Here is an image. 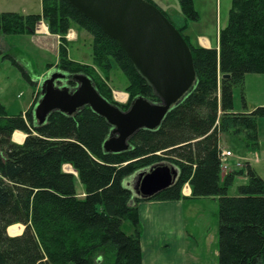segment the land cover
Listing matches in <instances>:
<instances>
[{"label":"trees","instance_id":"trees-1","mask_svg":"<svg viewBox=\"0 0 264 264\" xmlns=\"http://www.w3.org/2000/svg\"><path fill=\"white\" fill-rule=\"evenodd\" d=\"M41 1L40 14L0 13V34L33 36L45 22L49 33L60 37L57 71L88 77L104 98L124 111L140 97L161 102L100 27L66 0ZM177 1L183 27L162 12L190 47L197 85L158 129L137 132L130 150L105 152L112 127L88 107L74 115L55 112L39 125L34 108L40 92L25 114L9 116L0 102V264H142L139 204L182 200L186 184L194 198L218 200V264H264V179L246 163L244 170L225 175L221 183L219 157L221 134L241 138L247 149L259 145L264 107L235 113L234 90L244 89L247 75H264V0H232L219 50L195 45L185 35L188 23L198 22L200 16L195 0ZM74 26L93 38L91 66L69 58L67 35ZM7 58L35 85L17 61ZM113 62L129 83L126 105L113 101L109 88L93 76L95 68L108 74ZM227 74L230 78H223ZM15 131L26 134L22 145L12 142ZM162 163L178 168L176 182L150 200L135 197L133 177ZM67 164L77 176L64 171ZM241 175L247 182L238 186L237 196H229ZM78 184L84 188L82 198ZM125 222L132 233L124 231ZM19 224L24 232L10 237L8 228Z\"/></svg>","mask_w":264,"mask_h":264},{"label":"water","instance_id":"water-1","mask_svg":"<svg viewBox=\"0 0 264 264\" xmlns=\"http://www.w3.org/2000/svg\"><path fill=\"white\" fill-rule=\"evenodd\" d=\"M66 1L117 42L161 102L140 97L124 111L104 98L88 77L55 71L41 83L34 117L41 125L55 112L74 115L88 107L112 127L104 144L105 152H126L137 132L158 129L168 113L195 89L197 75L192 52L164 13L146 0ZM69 82L77 86L72 88ZM178 175V168L166 163L138 172L131 184L135 197L154 198L175 183Z\"/></svg>","mask_w":264,"mask_h":264},{"label":"rangeland","instance_id":"rangeland-1","mask_svg":"<svg viewBox=\"0 0 264 264\" xmlns=\"http://www.w3.org/2000/svg\"><path fill=\"white\" fill-rule=\"evenodd\" d=\"M153 1L154 5L160 10L162 9V6L177 4L176 0ZM231 5L232 0H195V9L201 15V21L197 29L199 30V28H203L205 31L207 30L209 32L212 30V32L215 33L216 26L220 23L222 25L225 19L228 18ZM7 12L19 13L22 15L40 14L42 12V3L41 0H0V13ZM191 23L193 24L197 22H189L185 31L188 30ZM177 26L183 27L184 23L181 26ZM74 27L76 30H82L76 26ZM222 27H224V24ZM43 29V24H39L36 33L38 30ZM70 32L71 31H69L68 34H70ZM41 45L42 42L39 44V39L36 37L32 38V36L28 35L6 36L0 34V101L5 105L10 114H18L26 108L28 101L32 99L35 86L31 85L23 78L19 69L14 66L11 60L7 57H12L25 69L31 81L34 82L35 85H38L36 87H38L39 92H41L42 81L47 79L52 72L57 71V64H55L57 61V55L53 50L55 48L54 44L51 45V49H49L50 53L47 54L43 53ZM92 47L93 38L89 33L84 31L79 42H73L70 44L68 41L69 58L73 61L91 66L93 64ZM48 66V70L52 69L50 72L47 71ZM40 75H43V77L40 78ZM93 76L99 78V80L105 84V87L109 88L113 101L119 103V101L115 99L116 96L120 98L121 95L118 96V93L125 92L129 95L126 91L129 84L128 80L114 62L113 67L108 74H104L100 69L95 68ZM256 78L260 77L250 75L248 77L247 86L245 85L244 89L236 88L234 90L235 111H247L251 113L257 107H264L256 104L259 101H261L260 103H264V94H257L259 89L264 92V77L263 79ZM246 92L248 98L246 97ZM243 97L247 103L246 109L243 107ZM259 127L261 137L264 139V119L259 120ZM221 142H225L226 146L233 152V154L230 151H224L221 149L220 153L230 152L232 158L234 153L244 157L249 152L251 153V158H253V150H257V148L253 150L247 149L241 138L228 134L222 137ZM246 163L248 162L244 160L241 161V166L236 167V169H238L237 172L244 170ZM254 168H257L264 178V168H260L259 165H254ZM229 173H231V170L227 173L222 172L224 175ZM242 182H247L245 175L236 178L234 185L229 189V196H237V188L239 185L243 184ZM77 193L81 198L85 196L84 188L81 184H78ZM185 218L188 223V232L191 234V237L189 238V250L191 251V249H194L192 252L197 253L196 264H218L219 204H215L212 200L198 199L187 201L185 203ZM124 231L126 233L128 232V234L132 233V226L129 222L124 223Z\"/></svg>","mask_w":264,"mask_h":264},{"label":"crops","instance_id":"crops-1","mask_svg":"<svg viewBox=\"0 0 264 264\" xmlns=\"http://www.w3.org/2000/svg\"><path fill=\"white\" fill-rule=\"evenodd\" d=\"M161 10H163L169 18L174 20L177 23V25L181 26L184 23V17L180 11V6H179L178 1H177V4L175 5L162 6ZM199 16H200V20L197 23H193V24L191 23L188 30L185 31V35L195 45H198L200 47L207 48V49L216 48L217 50H219L220 31L227 26L229 16L227 19H225L222 25L220 23L218 24V26H216L215 33L212 32V30H210L211 32L210 33L207 30L205 31L203 28H199V30L197 29L201 21V15L199 14ZM42 24H43L44 29L38 30L36 35L32 36V38L36 37L37 39H39V44L42 42L41 46H42L43 53L45 54L50 53L49 49H51L50 48L51 45L54 44L55 48L53 50L57 55V61L55 64H57L58 59H59V56H58L59 43H60L59 37L55 35H51L49 33L48 27L46 26L45 22H42ZM223 24H224V27H222ZM70 31H71L70 34H68L67 36V39L70 44L73 42H79L80 38L84 34V31L76 30L75 27L72 28ZM48 69H49V66L47 67V71L50 72L52 70V69L50 70ZM250 75H256L260 77L256 79H263L264 77V75L249 74L246 76V80H245L246 86L248 83V77ZM41 77H43V75H40V78ZM34 86H35V91L33 92L32 99L28 101L26 108L22 110L21 112H19L18 114L20 113L25 114L34 105L37 95L39 93V88L36 87L38 85H34ZM118 94L121 95L120 98L116 96L115 99H117V101H119V103L121 104H127L129 101V95L125 92H121ZM257 94L263 95L264 92L261 89H259ZM246 97L248 98L247 92H246ZM260 102L261 101H259L256 104H259L260 106H264V103H260ZM234 112L235 113H250L247 111L237 112L235 111V107H234ZM7 113L9 116L18 115V114H15V115L10 114L8 110H7ZM226 135L227 134H222L220 136L219 148L224 151H230L233 154V152L229 150V148L226 146L225 142L224 143L221 142L222 137ZM25 139H26V134L21 131H15L12 136V142L18 145H22L25 142ZM250 154L251 153L249 152L247 153L246 156L242 157L234 153L233 158L229 159V166H230L231 172L238 171L236 167L241 166L240 162L243 160L250 163V165L253 168H254V165H259L260 168L262 169L264 168V139L261 137L260 127H259V145L257 147V150L253 151V158H251ZM63 169L65 172L73 173L77 176V173L74 171L71 165L67 164L63 167ZM254 169L261 177L263 176L262 173L258 171L257 168H254ZM224 176L225 175L222 174L221 178L223 179ZM242 183L244 184L245 182H242ZM182 196L184 197V199L178 200V201H161V202L160 201H143L140 203L139 219H140V225H141V248H142V253H143L142 264H196L197 253L192 252L194 251V249H191V251L189 250V238L191 237V234L188 232V223L185 218V203L187 201H193V200L200 199V200H212L214 201L215 204L216 203L218 204V200L217 198H210V197L194 198L192 189L189 184H186L182 188ZM14 226H20L21 230L23 228V230L20 232V235L24 232L25 227L21 225H14ZM7 233H8V230H7ZM20 235H17V236H20ZM13 237H16V236H13Z\"/></svg>","mask_w":264,"mask_h":264},{"label":"built area","instance_id":"built-area-1","mask_svg":"<svg viewBox=\"0 0 264 264\" xmlns=\"http://www.w3.org/2000/svg\"><path fill=\"white\" fill-rule=\"evenodd\" d=\"M221 171L227 173L230 170L229 159L232 158L230 152L220 153Z\"/></svg>","mask_w":264,"mask_h":264},{"label":"bare ground","instance_id":"bare-ground-1","mask_svg":"<svg viewBox=\"0 0 264 264\" xmlns=\"http://www.w3.org/2000/svg\"><path fill=\"white\" fill-rule=\"evenodd\" d=\"M118 96H120V95H118ZM21 231L22 230H21V227L20 226H13V227H10L8 229V234L13 237V236L20 235V232Z\"/></svg>","mask_w":264,"mask_h":264}]
</instances>
